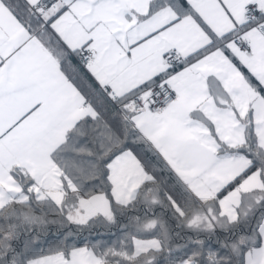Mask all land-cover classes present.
Instances as JSON below:
<instances>
[{"label": "crops", "instance_id": "0c3cea01", "mask_svg": "<svg viewBox=\"0 0 264 264\" xmlns=\"http://www.w3.org/2000/svg\"><path fill=\"white\" fill-rule=\"evenodd\" d=\"M38 1L0 0V208L26 195L18 174L27 175L32 181L29 189L37 196L63 202L64 177L56 152L80 119L95 114L67 74L64 50L90 48L93 60L86 65L87 72L101 88L124 99L120 104L125 103L134 126L196 198L199 186L184 166L213 157L219 141L243 145L253 121L250 117L245 122L250 111L245 119L240 116L250 106L255 131L264 133V97L239 65L264 87V37L260 31L254 33L252 49L242 51L231 36L241 26L247 32L253 28L244 19V7L254 0H187L188 7L180 0L155 6L153 0H59L40 15L31 8ZM257 1L264 8V0ZM28 8L41 19L40 25L31 19L27 24ZM46 29L55 33L64 50L56 53V47L46 44L42 33ZM171 47L186 59L175 70H168L163 59ZM156 77L169 84L175 99L149 112L129 95L139 88L136 93L144 98L150 85H143ZM138 108L145 111H135ZM231 135L237 139L231 141ZM109 178L112 195L119 201L133 198L150 174L132 151L124 150L109 163ZM82 198L90 199L88 213L93 216L110 212L104 193ZM139 240L150 242L146 250L160 247L157 238H135L134 245ZM254 250L263 254L259 264H264V233L259 247L247 251L245 264ZM58 264L66 263L58 259Z\"/></svg>", "mask_w": 264, "mask_h": 264}, {"label": "trees", "instance_id": "16d2710c", "mask_svg": "<svg viewBox=\"0 0 264 264\" xmlns=\"http://www.w3.org/2000/svg\"><path fill=\"white\" fill-rule=\"evenodd\" d=\"M162 2L165 1L153 0L152 5ZM180 2L189 6L187 0ZM24 13L28 25L30 19L35 25L41 24V19L29 8ZM42 33L46 44L56 47V53L65 49L51 29ZM78 52L64 50L67 74L94 108L95 114L80 119L56 152L55 161L64 177L63 202L58 204L51 197L37 196L29 189L32 181L27 175L18 174L28 197L12 199L0 208V264H29L33 258L58 252L67 255L77 247L90 248L102 259V264H181L184 261L191 264H245L247 251L262 242L260 225L264 218V186L261 190L242 194L236 207L238 216L234 220L218 213L216 200L255 169H261L264 181V151L256 148L252 125H248L246 141L237 150L247 154L253 162L210 201L215 212L213 223L191 224V219L204 212L207 204L191 193L143 137L132 123L129 110L123 104L118 106L113 102L107 94L108 89L101 88L86 66L80 65ZM239 65L264 96L260 82L240 62ZM159 79L153 78L143 86ZM123 100L120 97V103ZM124 150H131L136 155L149 172L150 179L139 187L130 201L120 203L112 197L109 163ZM97 193L108 197L111 215L99 214L83 222L71 220L69 214L77 207L80 198ZM135 238H157L160 247L134 254Z\"/></svg>", "mask_w": 264, "mask_h": 264}, {"label": "rangeland", "instance_id": "374dc122", "mask_svg": "<svg viewBox=\"0 0 264 264\" xmlns=\"http://www.w3.org/2000/svg\"><path fill=\"white\" fill-rule=\"evenodd\" d=\"M248 32H249L248 34L251 38V41L253 42L251 36L254 33L259 34V30L253 27ZM257 92L259 93L258 89H257ZM132 95H130V97ZM262 101H264V98L262 99ZM124 104L125 103H123V105ZM258 104L259 102L254 101L255 106H258ZM250 107H249V110L246 112V114L244 116H240V118L245 119L249 111L251 112V116H249L248 119H245V122H248V120L252 118L254 133L256 137V144H257L256 148L261 151H264V133L263 132L257 133L255 131L256 128L254 126V118L252 117L253 114H252V110L250 109ZM136 110L145 111V109L143 108L135 109V111ZM231 136H232L231 141H234L237 139L236 135H231ZM227 142H230V141H224V140L219 141L218 147L216 151L214 152V156L211 157L210 159L203 161L199 163L198 165L188 164L187 166H184L188 170V174H190L189 175L190 180L191 181L196 180L195 184H198L199 186V188L197 189V195H196L197 198L202 203L207 204V209L204 212L199 213L192 219L195 223L201 222V221H205L208 224L213 223L215 219V216H214L215 212L213 208L214 205H209L210 201L215 199L219 191H221V189L224 188V186H226L229 182H231L237 176H239L253 162L252 158H250L247 154L243 152H239L237 150L239 145H236L235 143H234L235 145H230ZM263 186H264V181L262 178L261 169L259 168L255 169L249 174L243 176L233 188L229 189L223 196L218 197L219 199L216 200L218 204V208H219L218 213L225 214L228 217V219L234 220L238 216L236 207L240 203L242 194L248 191L261 190ZM112 197L115 201H117L113 195ZM21 198L25 199L26 195L22 196ZM103 199L107 201V196L106 198H103ZM131 199L129 198L128 200H126V197H125V198H120L119 201H121L120 203H122L123 201L126 200L125 202H123V203H126ZM79 201L80 202H78L77 208L72 212V214H69L70 219L73 221H77V222L84 221L90 216L94 215L93 213H88V211L92 209V205H91L89 198H82ZM110 213H111V209H110V212L108 210V213L104 215L110 216L111 215ZM260 233H261V236H262V233H264V218L262 219V222L260 225ZM152 241L156 243V245H158L159 243L157 240H152ZM148 243L150 242L143 241V240H139L138 242H136V244L134 245V254L140 253L142 251H145L147 248H149L147 245ZM77 248H80V249H77ZM77 248H74L76 250L72 249L67 254L68 256H65L66 254H64L63 252H58V253H52V254H45L43 256L33 258L30 261H31V264H48V262L53 263V264H58V259L59 260L63 259L66 264H93V260L91 258L93 257V259H96L95 264H102V259L98 255H96L92 250H88L89 251L88 252L89 255H88V253L85 250L87 248H84V247L83 248L77 247ZM150 248H157V247L150 246ZM254 251H256L255 254L252 255L250 253L246 257V264H259L261 258L263 257V254L260 252H257V250H254ZM30 261H29V264H30ZM185 264H190V262L185 263Z\"/></svg>", "mask_w": 264, "mask_h": 264}, {"label": "built area", "instance_id": "2783aa9c", "mask_svg": "<svg viewBox=\"0 0 264 264\" xmlns=\"http://www.w3.org/2000/svg\"><path fill=\"white\" fill-rule=\"evenodd\" d=\"M59 0H39L31 5L34 13H41L56 6ZM244 19L252 27L257 28L264 35V8L257 0L248 1L244 7ZM234 42L242 51L252 49V41L245 27H239L232 36ZM164 63L167 69H175L182 65L185 60L183 54L176 48H169L163 55ZM93 60V53L88 46L80 48L78 52V61L81 66H86ZM109 98L121 106L120 96L114 90H108ZM131 101L144 107L149 112L169 106L175 99V93L167 82L163 79L156 80L149 87V94L144 98L134 94L129 98Z\"/></svg>", "mask_w": 264, "mask_h": 264}, {"label": "bare ground", "instance_id": "6f19581e", "mask_svg": "<svg viewBox=\"0 0 264 264\" xmlns=\"http://www.w3.org/2000/svg\"><path fill=\"white\" fill-rule=\"evenodd\" d=\"M236 44V43H235ZM82 48V47H81ZM241 50V49H240ZM120 96V95H119ZM162 109V108H161Z\"/></svg>", "mask_w": 264, "mask_h": 264}]
</instances>
